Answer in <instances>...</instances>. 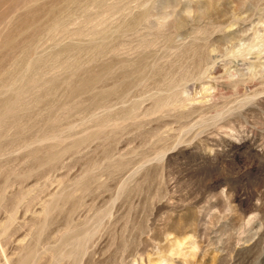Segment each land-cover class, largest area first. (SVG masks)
Segmentation results:
<instances>
[{"label": "rangeland", "instance_id": "374dc122", "mask_svg": "<svg viewBox=\"0 0 264 264\" xmlns=\"http://www.w3.org/2000/svg\"><path fill=\"white\" fill-rule=\"evenodd\" d=\"M0 81V264H264V0H0Z\"/></svg>", "mask_w": 264, "mask_h": 264}, {"label": "bare ground", "instance_id": "6f19581e", "mask_svg": "<svg viewBox=\"0 0 264 264\" xmlns=\"http://www.w3.org/2000/svg\"><path fill=\"white\" fill-rule=\"evenodd\" d=\"M1 82V81H0ZM3 86H6L5 84ZM11 110V102L9 99L0 102V123L4 121Z\"/></svg>", "mask_w": 264, "mask_h": 264}]
</instances>
